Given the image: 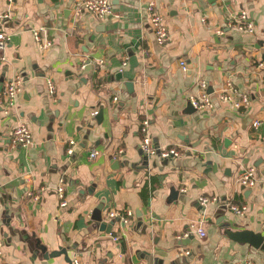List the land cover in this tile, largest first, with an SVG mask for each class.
<instances>
[{
    "label": "crops",
    "instance_id": "1",
    "mask_svg": "<svg viewBox=\"0 0 264 264\" xmlns=\"http://www.w3.org/2000/svg\"><path fill=\"white\" fill-rule=\"evenodd\" d=\"M82 1L0 0L9 38L0 93L15 77L23 83L15 109L0 108V264H67L63 254L48 257L59 249L81 264H264V253L230 237L264 236V0H109L103 18L78 13ZM148 2L163 16L164 45ZM241 10L253 33L232 27ZM34 31L49 47L40 49ZM201 80L214 107L200 112L189 97ZM226 81L247 107L219 100ZM144 120L154 147L179 156H142ZM20 123L32 136L27 148L9 142ZM248 167L255 185L242 189ZM201 196L219 202L201 207ZM226 203L248 210L238 216ZM95 209L103 223L114 219L110 233L92 219ZM190 223L205 235L181 238Z\"/></svg>",
    "mask_w": 264,
    "mask_h": 264
},
{
    "label": "built area",
    "instance_id": "2",
    "mask_svg": "<svg viewBox=\"0 0 264 264\" xmlns=\"http://www.w3.org/2000/svg\"><path fill=\"white\" fill-rule=\"evenodd\" d=\"M146 9L150 14V23L155 40L158 45H164L168 41L169 35L167 32V28L163 22V16L156 9L153 2H148L146 5ZM76 11L78 13H90L95 15L96 17L103 18L112 15V6L109 0H84L78 5ZM6 18L7 15H4L0 19V60L1 61L4 60V57L2 56L3 51L9 41L8 36L2 31V26ZM232 27H234V29L237 31H242L247 33L254 32V28L252 24L250 23V21H248V15L246 11L243 10L239 12L238 17ZM216 34L221 35L222 34L221 30L217 29ZM33 36L35 41L38 43L40 49H45L49 47L50 43L43 42L41 35L39 34L38 31H34ZM85 67L86 64L83 62L81 68L84 69ZM180 67L183 72H186L187 66L185 62L180 61ZM22 84H23L22 80L19 77H15L4 84V87L0 93V108H2L4 115H9L15 109L16 100L22 90V86H23ZM198 87H199L198 95L189 97V104L191 105V107L196 111H200V112L213 109L214 104L209 97L207 82L203 80L199 81ZM48 91L50 94L54 93V88L50 83H48ZM233 94H236V90L233 88L232 84L229 81H226L224 84V88L218 92V98L220 101L231 102L235 108L248 106L249 99L247 95H241L239 100H233V96H232ZM113 101L115 102L116 98H114ZM96 114H97L96 111L92 113V115H96ZM252 125L256 127L258 125V122L255 121L252 123ZM148 126H149L148 120H144L141 122V127H140L141 139L139 143V150L142 156L150 158L152 156L158 155L162 159H169L179 156L178 151H176L175 149L160 150L159 148L154 147L152 143V139L148 132ZM9 142L13 146H18L22 148L29 147L32 144V136L28 127L23 123H20L18 126H16L10 134ZM70 144L73 145V142L70 141ZM72 153L73 150L72 147H70L67 150V154L71 155ZM121 154L122 151L117 152V155H121ZM97 155H98V151L92 149L88 154V157L92 159ZM255 176H256L255 168L248 167L240 175L239 178L240 184L244 186V188L252 189L256 181ZM63 181H64L63 179H60L59 185L55 189L59 198V206L62 208L66 207L67 205V202L64 199ZM33 198L34 200H37L38 196L33 195ZM218 202H219L218 198L214 196H201L198 198V203L201 207L216 205L218 204ZM225 207L228 208L230 212L238 216H243L248 210V207L246 205H240V204L226 203ZM125 215L130 216L131 212L126 211ZM109 217L123 219L122 215L117 212H111L109 214ZM193 232L199 235L200 237H203L205 235L204 231L200 226L197 225V223H190L188 226V231L186 233H183L181 238L183 239L188 238L189 234ZM2 245L3 242L0 239V249ZM0 256H1V251H0ZM71 264H81V263L76 258L71 262Z\"/></svg>",
    "mask_w": 264,
    "mask_h": 264
},
{
    "label": "water",
    "instance_id": "3",
    "mask_svg": "<svg viewBox=\"0 0 264 264\" xmlns=\"http://www.w3.org/2000/svg\"><path fill=\"white\" fill-rule=\"evenodd\" d=\"M125 86L127 87V89H130V87L132 85H131V83H125ZM193 110L195 111V109H193ZM100 118H101V115L99 112L98 114H96L94 116L93 122L100 123ZM89 127H91V125H89ZM242 187H243L242 189H244V186H242ZM175 196H176L175 191L174 192L172 191L170 197L174 198ZM92 219L99 223L100 230L104 231L106 234L110 233L112 225L115 222L113 219L109 223H106V224L103 223L99 209L94 210V214H93ZM230 235H231L230 237L233 240H236L238 242H246V243L250 244L252 247H254V248L258 249L259 251H261L262 253H264V236L261 233H253L250 231H231ZM189 239H191V238H189ZM189 239L183 241L182 243L188 244ZM43 252L45 253V250H43ZM61 254L64 255V259H65L66 263L71 264L72 261L67 257L66 251L63 249H59V251L49 253L48 257L54 258V257L59 256Z\"/></svg>",
    "mask_w": 264,
    "mask_h": 264
}]
</instances>
